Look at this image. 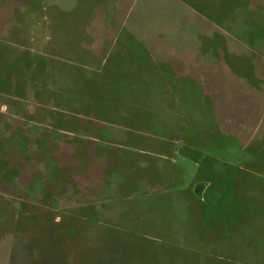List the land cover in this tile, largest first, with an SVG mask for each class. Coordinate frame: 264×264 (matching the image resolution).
<instances>
[{
    "label": "rangeland",
    "instance_id": "rangeland-1",
    "mask_svg": "<svg viewBox=\"0 0 264 264\" xmlns=\"http://www.w3.org/2000/svg\"><path fill=\"white\" fill-rule=\"evenodd\" d=\"M0 264H264V0H0Z\"/></svg>",
    "mask_w": 264,
    "mask_h": 264
}]
</instances>
